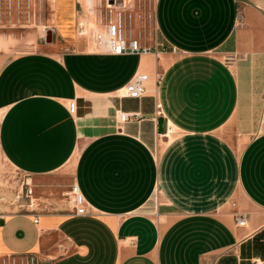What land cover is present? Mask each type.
<instances>
[{"label": "crops", "instance_id": "1", "mask_svg": "<svg viewBox=\"0 0 264 264\" xmlns=\"http://www.w3.org/2000/svg\"><path fill=\"white\" fill-rule=\"evenodd\" d=\"M49 1L29 48L0 53V155L39 193L0 214V256L208 264L264 238V0H156L159 55L102 51L78 32L89 0ZM136 73L138 99L124 95Z\"/></svg>", "mask_w": 264, "mask_h": 264}, {"label": "rangeland", "instance_id": "2", "mask_svg": "<svg viewBox=\"0 0 264 264\" xmlns=\"http://www.w3.org/2000/svg\"><path fill=\"white\" fill-rule=\"evenodd\" d=\"M147 15L155 10L156 0H143ZM32 0L31 5L28 0H21V7L11 8L3 0L0 5V53L7 55L18 51L26 50L30 46L29 33H40L44 27L50 23V1ZM40 13L43 17L40 18ZM143 32L147 42H157L159 46L166 49L167 46L157 38L156 23L148 20L143 23ZM223 58L229 62L235 61L237 55L232 52L230 46L220 50ZM259 83L264 86V71L260 77ZM264 95V92H263ZM264 100V97H263ZM163 141L160 140V143ZM244 143V142H242ZM28 179L30 188H34V195L38 196L35 187L37 181L30 180V177L16 170L6 159L0 155V214L10 212V210L22 211V205L25 206L29 198L26 196V185ZM26 184V183H25ZM62 187V186H61ZM62 188L70 189L68 186ZM44 196L50 193H40ZM13 209H11V208ZM0 264H41L34 255L30 256H0ZM208 264H264V238L259 234L253 239L241 244L238 248L228 254L208 262Z\"/></svg>", "mask_w": 264, "mask_h": 264}, {"label": "built area", "instance_id": "3", "mask_svg": "<svg viewBox=\"0 0 264 264\" xmlns=\"http://www.w3.org/2000/svg\"><path fill=\"white\" fill-rule=\"evenodd\" d=\"M2 1L0 0V5ZM6 3L11 8L14 6L13 4L21 7V0H6ZM28 3L31 5L32 0H28ZM41 3L40 0V7ZM153 18L156 19L155 10L154 13L149 12L147 15L143 0H89L85 9V16L78 21V32L80 36L91 38L100 50L112 54L153 53L159 55L167 49L159 46L157 42H147L143 32L144 21L152 22ZM158 79H161V75L158 76ZM148 80V74L136 73L124 87V95L137 99L143 97L147 92L146 83ZM75 110L76 104L71 101L69 111L74 113ZM140 119L141 115L136 112L121 111L118 115V121L121 125ZM25 183L26 196L31 203L32 189L29 187L28 179ZM67 198L72 203L75 214L83 215L86 213L87 202L78 185L74 184L71 187ZM22 208L25 207L22 205ZM236 221L239 226H245L247 223L246 217L242 214H236Z\"/></svg>", "mask_w": 264, "mask_h": 264}, {"label": "water", "instance_id": "4", "mask_svg": "<svg viewBox=\"0 0 264 264\" xmlns=\"http://www.w3.org/2000/svg\"><path fill=\"white\" fill-rule=\"evenodd\" d=\"M49 37H51V33H50V31H47L46 32V39L48 40ZM162 124H163V121L159 120L160 131H162Z\"/></svg>", "mask_w": 264, "mask_h": 264}]
</instances>
